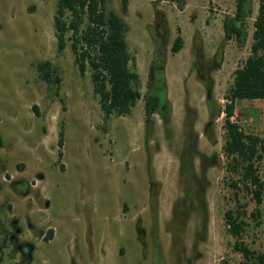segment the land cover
<instances>
[{
    "label": "rangeland",
    "instance_id": "1",
    "mask_svg": "<svg viewBox=\"0 0 264 264\" xmlns=\"http://www.w3.org/2000/svg\"><path fill=\"white\" fill-rule=\"evenodd\" d=\"M56 1L0 0V264L19 262L14 239L34 245L30 264H240L224 220L238 205L246 211L243 240L264 253V203L256 205L240 182L237 194L230 185L239 176L223 152L224 113L207 128L208 98L223 110L234 71L251 53L258 0L245 43L228 41L220 64L213 56L235 0H185L183 9L170 0H127L126 13L121 0H106L127 25L141 94L129 114L106 120L90 68L81 74L74 62L69 34L64 49L57 47ZM177 35L183 46L172 54ZM157 38L167 50V126L157 115L144 122ZM45 60L58 85L40 77L36 66ZM199 72L212 79L211 89ZM231 119L264 137V100H236Z\"/></svg>",
    "mask_w": 264,
    "mask_h": 264
},
{
    "label": "trees",
    "instance_id": "2",
    "mask_svg": "<svg viewBox=\"0 0 264 264\" xmlns=\"http://www.w3.org/2000/svg\"><path fill=\"white\" fill-rule=\"evenodd\" d=\"M179 9L185 6V0H170ZM127 0H121L122 12H127ZM154 15L164 21V15L155 8ZM252 15V0H235V10L232 15L225 16L222 21L223 39L213 60L219 61L223 56V48L228 41L234 40L242 46L247 38V20ZM57 47L61 51L66 45V36L71 41L70 46L74 62L81 74L87 67L91 70L93 93L97 97L103 116L106 119L113 113L124 116L130 113L136 101L141 97L138 89L139 75L135 68L130 67L132 56L128 51L125 34V21L113 10L107 7L106 0H57L53 15ZM183 38L177 35L170 47L172 54L178 53L183 46ZM251 53L244 64L235 69L232 85L225 94L223 110H214L211 99L208 98L209 123L223 112L225 139L223 152L229 159V168L238 174L237 181L230 185L243 189L256 205L264 203V172L260 173L259 165L264 159V137L248 134L231 118L234 114L236 100H264V0H258L257 13L253 20ZM218 59V60H217ZM167 60L165 40L156 39L150 64L146 92L143 95L144 122L148 125L155 115L159 116L165 126L171 119V104L167 95L164 75ZM195 66L197 64L195 63ZM40 77L47 82L58 85L61 81L55 68L49 60L37 64ZM199 80L207 89L212 87V79L198 73ZM59 148L63 146V129L59 131ZM62 157L61 150L58 151ZM17 181L11 183L16 188ZM152 180H150V184ZM245 205L224 212L227 231L234 237L233 250L241 254L240 264H264V253L252 249L244 240L243 234L247 223L243 220ZM255 220L260 217V210L251 213ZM259 224V223H257ZM52 231L44 235L45 240L51 239ZM26 249H21L20 260L14 264H30L34 245L27 243ZM24 246V247H25ZM23 247V248H24ZM2 260L0 256V261ZM220 264H228L221 261Z\"/></svg>",
    "mask_w": 264,
    "mask_h": 264
},
{
    "label": "flooded vegetation",
    "instance_id": "3",
    "mask_svg": "<svg viewBox=\"0 0 264 264\" xmlns=\"http://www.w3.org/2000/svg\"><path fill=\"white\" fill-rule=\"evenodd\" d=\"M16 231L19 232V229L16 228ZM13 240V239H12ZM13 241L16 242L17 247L19 248V250L24 249L23 247L28 243V242H19L18 240L14 239Z\"/></svg>",
    "mask_w": 264,
    "mask_h": 264
}]
</instances>
